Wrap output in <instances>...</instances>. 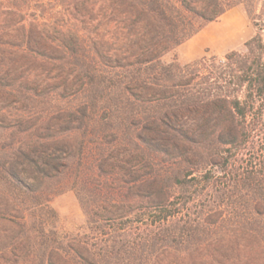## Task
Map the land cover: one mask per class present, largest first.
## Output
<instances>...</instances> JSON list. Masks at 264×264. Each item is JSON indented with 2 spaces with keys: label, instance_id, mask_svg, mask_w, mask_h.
Segmentation results:
<instances>
[{
  "label": "rangeland",
  "instance_id": "obj_1",
  "mask_svg": "<svg viewBox=\"0 0 264 264\" xmlns=\"http://www.w3.org/2000/svg\"><path fill=\"white\" fill-rule=\"evenodd\" d=\"M234 1L163 61L243 50L262 6ZM59 10L76 24L0 8V264H264V194L205 187L225 149L178 137L158 123L170 100L128 90L142 68L111 59L127 49L117 13Z\"/></svg>",
  "mask_w": 264,
  "mask_h": 264
},
{
  "label": "trees",
  "instance_id": "obj_2",
  "mask_svg": "<svg viewBox=\"0 0 264 264\" xmlns=\"http://www.w3.org/2000/svg\"><path fill=\"white\" fill-rule=\"evenodd\" d=\"M259 1L261 14L249 13L257 33L245 43L243 50L229 52L221 59L206 56L186 65H181L178 59L166 63L163 57L240 2L0 0V8L11 9L18 14L33 11L36 18L32 26L37 29L74 26L76 22L66 20L59 8H73L87 20L85 23L96 18L99 2L111 8L117 13L116 25L124 24L129 30L125 35L127 49L120 53L115 51L111 59L116 68L123 62L142 68L137 82L131 81L128 90L133 93L140 83L142 95L170 100L171 110L158 123L167 128L172 126L178 137L202 144L215 142L225 149L221 153L223 162L213 164L218 176L209 178L211 172L207 173L203 184L206 188H218L226 196L234 189L264 194V21L260 23L264 19V0ZM80 40L76 35L64 37L62 42ZM120 40L116 37L115 43ZM149 77L154 80L152 84ZM175 88L182 90L175 92ZM192 182L197 180L193 178ZM192 182V187L199 186V183L193 185ZM175 217L166 213L162 224Z\"/></svg>",
  "mask_w": 264,
  "mask_h": 264
},
{
  "label": "crops",
  "instance_id": "obj_3",
  "mask_svg": "<svg viewBox=\"0 0 264 264\" xmlns=\"http://www.w3.org/2000/svg\"><path fill=\"white\" fill-rule=\"evenodd\" d=\"M203 46H205V45H202V43H200L199 44V47H198V54H199V52H200V50H201V48L203 47ZM178 54H179V57H180V59L182 58H184L186 55H188V56H190V50H188L187 49V47L185 48V49H180V51H178ZM197 54V55H198Z\"/></svg>",
  "mask_w": 264,
  "mask_h": 264
}]
</instances>
